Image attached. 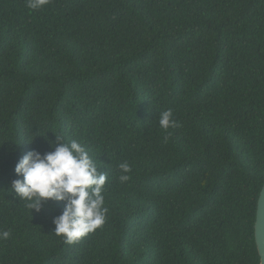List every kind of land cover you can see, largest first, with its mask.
Listing matches in <instances>:
<instances>
[{"label": "trees", "instance_id": "16d2710c", "mask_svg": "<svg viewBox=\"0 0 264 264\" xmlns=\"http://www.w3.org/2000/svg\"><path fill=\"white\" fill-rule=\"evenodd\" d=\"M55 134L108 177L73 244L12 190ZM263 186L264 0H0V264H261Z\"/></svg>", "mask_w": 264, "mask_h": 264}, {"label": "clouds", "instance_id": "9594fccd", "mask_svg": "<svg viewBox=\"0 0 264 264\" xmlns=\"http://www.w3.org/2000/svg\"><path fill=\"white\" fill-rule=\"evenodd\" d=\"M50 0H26L30 10L43 9ZM159 124L167 131L179 124L173 119L171 109L160 115ZM56 137L50 146L51 152L41 154L30 151L22 156L15 167V173L22 179L12 182V190L26 202V206L36 212L49 201L63 202L62 214L53 219L54 233L63 237L67 244H73L103 227L108 208L105 207L104 187L108 179L106 173L98 172V167L86 148L71 140L63 142ZM167 137H165V141ZM121 183L131 179V166L119 165ZM10 233H0V239H8Z\"/></svg>", "mask_w": 264, "mask_h": 264}, {"label": "water", "instance_id": "95a60500", "mask_svg": "<svg viewBox=\"0 0 264 264\" xmlns=\"http://www.w3.org/2000/svg\"><path fill=\"white\" fill-rule=\"evenodd\" d=\"M255 240L261 259V264H264V186L258 200L256 224H255Z\"/></svg>", "mask_w": 264, "mask_h": 264}]
</instances>
